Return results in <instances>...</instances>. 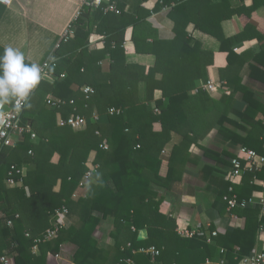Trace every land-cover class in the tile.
I'll return each mask as SVG.
<instances>
[{"label": "trees", "instance_id": "obj_1", "mask_svg": "<svg viewBox=\"0 0 264 264\" xmlns=\"http://www.w3.org/2000/svg\"><path fill=\"white\" fill-rule=\"evenodd\" d=\"M160 1L170 7L175 34L171 41L157 38L146 23L149 12L133 17L118 7L119 14L104 13L105 2L98 9L83 6L71 22L73 36L67 43L59 41L51 82L39 84L20 116L21 124L35 133L36 140L31 142L30 135L24 134L13 147L0 151V255H12L14 264H46L47 257L56 256L63 244L73 247V264H116L126 259L133 264H203L220 253L222 264H238L248 255L259 233L260 219L254 223L253 231L232 230L207 244L213 227L202 236H179L176 221L161 212V201L156 197L159 189L168 187L165 180L172 176L175 160L180 159L183 150L197 140L204 128L207 132L213 126L212 119L226 139L264 157V139L258 141L253 134L257 128L264 132V122L257 117L258 113L264 117V107L241 85L239 78L246 62L249 77L264 83V36L257 38L254 50L236 55L233 46L245 41L246 36L237 33L226 37L221 29L224 20L250 14L264 5V0H253L249 10L232 9L226 0L218 4L211 0ZM156 9L160 7L157 5ZM190 24L219 42L218 53L203 50L192 39L186 31ZM129 25L135 29L132 38L136 52L155 56V65L147 74L144 68L125 63L123 44ZM92 34L103 37L102 50H89ZM64 49L69 52L65 54ZM218 56L224 57L225 64L218 68L219 79L228 88L233 87V92L242 94L246 104L242 112L232 110V94L214 101L197 88V82L208 81L207 68L214 65ZM106 59L107 67L103 69L100 63ZM156 74L161 76L159 81L154 80ZM139 83L145 87L144 102L139 101ZM83 86L93 89L88 99L80 91ZM155 90L161 91L163 101L151 100L149 94ZM48 95L66 101V105L59 111L49 108L45 101ZM71 100L74 105H69ZM13 101L5 105L10 107ZM109 108L121 109L122 113L110 116ZM228 112L236 119L228 117ZM94 113L98 116L96 121L92 120ZM71 114L87 120L84 130L75 132L58 126V115L66 119ZM156 126L159 131L154 130ZM171 133L180 134L183 141L179 148L172 149L164 179L159 155ZM102 139L108 141L107 150L99 148ZM205 154L218 160L209 151ZM93 166L97 169L84 196L76 197L83 176ZM11 167L21 172L27 168L22 175L12 172L13 180L20 182V186L5 184ZM201 171L215 172L209 165H203ZM263 174L264 168L255 176L246 175L251 183ZM232 185L227 181L218 191L222 200L229 195ZM234 193L239 201V195ZM62 207L74 223L60 229L55 239L40 242L39 252L33 254L35 240L42 239L45 231L52 228L55 211ZM235 210L230 213H236ZM8 221L11 226H7ZM141 229L147 230L148 238L137 241ZM225 238L236 239L240 248L235 250L229 245L220 252L216 247ZM239 238H251L248 250L238 243ZM101 240L109 244L104 246ZM126 243L130 245L127 247ZM151 246L159 252L155 258L138 252Z\"/></svg>", "mask_w": 264, "mask_h": 264}, {"label": "crops", "instance_id": "obj_2", "mask_svg": "<svg viewBox=\"0 0 264 264\" xmlns=\"http://www.w3.org/2000/svg\"><path fill=\"white\" fill-rule=\"evenodd\" d=\"M84 1L14 0L11 7L0 5L2 7L0 8V55L3 54L5 48L12 47L24 54V62L26 64L34 63L40 65L45 60L54 58V53L65 28L74 21L77 13L84 5ZM226 1L232 9L249 10L254 4L253 0ZM103 2L106 5L113 4L117 8L121 7L124 14L133 17L138 15L142 17L149 12L146 23L155 31L157 38L164 41L174 39V24L169 17L170 7L163 5L160 0H103ZM220 2L222 0H211L212 4ZM157 5L160 9H156ZM221 29L223 35L226 37H233L237 33H243L246 36L245 41H241L233 46L232 50L236 55H242L248 50H254L258 44L257 38L260 35L264 36V5H259L250 14L234 15L231 19L224 20L221 24ZM186 31L192 36V39L200 44L203 50L218 53L219 42L214 37L194 29L193 24H190ZM134 33L135 29L129 25L125 31L123 44L125 63L130 66H140L145 69V73L147 74L148 70L152 69L155 65V56L151 54H138L136 52L132 38ZM88 44L90 51H100L104 47L103 37L98 34H92L89 37ZM63 51L65 54L69 52L67 49ZM100 65L103 69H106L107 59L102 61ZM224 65V57L218 56L215 59L214 65L207 68V80H211L214 83H225L220 81L218 74V68ZM248 65L249 63L244 62L239 72L241 85L253 93L256 101L264 107V83L249 77ZM160 78L159 74L154 76L155 81H159ZM51 80L50 76L44 81L51 82ZM196 85L200 89L202 82H197ZM76 88V85L73 86V90ZM144 89L143 83H139L138 97L140 102H144L145 100ZM229 89L233 97L232 110L242 112L246 106L244 101H242V94L240 92H233V87ZM193 93H195V90ZM146 95L148 97V94ZM208 95L214 101H219L222 97L228 96L220 95L219 93ZM50 97V95L46 96L45 101ZM149 97L153 102L163 101L162 93L159 90L153 91L151 96L149 94ZM228 117L236 119L231 112H228ZM257 117L264 122L263 114L258 113ZM211 123L214 124L212 127L209 126L207 132H205L206 128H204L197 140L191 143L187 149L183 150V153L179 157L180 159L178 160L177 158L174 162L173 172H171L172 176L166 179L170 168L169 160L172 149L174 147L179 148L183 141L180 134H170L169 142L164 146L159 155V159L162 162L160 174L162 178L166 179L165 183H167L168 187L157 191L156 200L161 201V212L176 221L177 229L202 230L203 232L199 236H202L205 231L207 232L212 227L214 228L213 230L218 232L217 236H224L232 230L251 229L250 231H253L254 223L259 219L261 220L258 213V203L260 196L264 193V185L262 183L264 182V174L262 178L255 177V180L251 183L247 179L248 175L232 179L229 176L230 159L235 156L236 150L242 146L226 139L224 134L220 133L219 126L215 123L214 119L211 120ZM159 129L156 126L154 130L159 131ZM247 129L253 132L251 127H247ZM237 132L241 136L245 135L243 131ZM261 133L262 131L258 128L253 132L255 139L258 141L264 139V132ZM205 151L214 154L218 160L207 156ZM203 165L213 167L215 172L209 174L205 171L202 172L201 168ZM25 171H27V168H23L22 172L24 174ZM227 181H231L233 184L232 188L239 195V202L246 204L244 208H236V213L228 212L225 208V203L218 195V191L222 190ZM85 191L86 186H82L76 190L75 196H84ZM67 223L66 228L73 224L74 220L68 219ZM250 240L251 238L247 241H242L239 238L238 243L242 245L244 250H248L251 246ZM236 241L233 238H225L216 249H220L221 252V250H225L229 245H233V248L238 250L240 247L236 244ZM100 242L104 246L109 244L107 240H101ZM262 242L263 238L257 232L255 242L249 249L248 255L260 252L262 250ZM207 244H212V240L207 242ZM126 245L128 246L129 243H126ZM36 251L32 249L33 254L39 252L38 249ZM72 252V246L63 244L56 256H60L61 260L63 257L65 258V262L73 264L71 262ZM220 255L211 260H206L203 264H222ZM248 255L244 256L238 264H244L243 259ZM53 260L55 258L48 256L46 264H57Z\"/></svg>", "mask_w": 264, "mask_h": 264}, {"label": "built area", "instance_id": "obj_3", "mask_svg": "<svg viewBox=\"0 0 264 264\" xmlns=\"http://www.w3.org/2000/svg\"><path fill=\"white\" fill-rule=\"evenodd\" d=\"M13 2L14 0H0V5L4 7H11ZM102 3L103 0H85L83 6L90 9H98L101 8ZM103 12L104 13L110 12L115 14L119 13L117 7L113 4H107L106 7L103 9ZM79 14L80 11L77 13L76 18L77 16H79ZM72 36H73V28L70 23L65 28L60 41L62 40L63 43H67ZM39 66L41 68L40 81L37 84V86L30 91V94L26 98V100L21 102H17L14 100L10 107H7L5 104L0 105V151L4 148L13 147L24 134L30 135L31 142H34L36 140L35 133H33L28 127L21 124L20 116L23 109L26 107L30 98L32 97L37 87L39 86V84L48 77H50L51 70L56 67V59L51 58L45 60ZM200 89L207 94L219 93L220 95H229L231 93L230 89L226 86L225 83H214L211 80H208L205 84H202ZM80 91L84 95L85 99H88L89 96L93 94V89L89 86H83ZM46 104L49 108L59 111L61 108H63L66 105V101L51 96L46 100ZM69 105H74L72 100L69 101ZM121 113L122 110L118 108H109L107 111V114L110 116L120 115ZM97 119L98 116L96 113H94L92 115V120L96 121ZM57 124L60 127H69L73 131L78 132L84 130L88 122L85 118L79 115L71 114L66 119H63L61 118L60 115H58ZM95 135L99 136L100 134L99 132H95ZM108 145L109 144L107 139H102L99 148L103 150H107ZM28 154H31V152H29ZM263 168H264V157L258 156L255 151L250 150L246 147H239L236 150L235 156L230 159L229 176L232 179L240 178L246 174H252L253 176H255L256 174L260 173L263 170ZM96 169L97 166H93L85 173L81 181L80 187L86 186L91 182L93 174L96 172ZM12 172H14L16 175L18 174L22 175L23 173L20 170L15 169V167H11V170L7 174L5 184L8 187L20 186L21 185L20 182L16 183L13 180ZM262 183L264 185V182ZM228 194L229 195L223 197V200L227 204L228 212L232 211L235 208H239V207L244 208L246 206L245 203H240L237 200V197L234 193V189L232 187L228 188ZM258 207L261 218L259 234L263 238L262 250L258 253H252L248 255L246 258H244L243 259L244 264H264V193L259 198ZM67 216H68V210L65 207L56 210L55 221L53 223L52 228L47 229L45 231L42 239L35 240L34 242L35 244L32 249L37 250L38 244L40 242H48L55 239L60 229L67 227L68 225ZM232 217L235 218L234 215H232ZM11 225H12L11 221H8L7 226H11ZM176 231L179 236L184 238H191L196 234L201 235L203 232L202 230L195 231L188 229H177ZM217 235L218 232L216 230H213L211 232V238H209L207 242H210L212 238H215ZM27 236L28 235L26 234V237ZM138 252L141 254L149 255L151 258H155L159 255L157 249L152 246L146 249H140ZM221 252H223V250H221ZM55 258H58V256H55ZM0 264H14L13 256L0 255ZM116 264H133V262L130 259H126V260H120Z\"/></svg>", "mask_w": 264, "mask_h": 264}, {"label": "clouds", "instance_id": "obj_4", "mask_svg": "<svg viewBox=\"0 0 264 264\" xmlns=\"http://www.w3.org/2000/svg\"><path fill=\"white\" fill-rule=\"evenodd\" d=\"M41 68L37 64H26L24 54L12 47L0 55V105L13 100H26L30 91L40 81Z\"/></svg>", "mask_w": 264, "mask_h": 264}, {"label": "water", "instance_id": "obj_5", "mask_svg": "<svg viewBox=\"0 0 264 264\" xmlns=\"http://www.w3.org/2000/svg\"><path fill=\"white\" fill-rule=\"evenodd\" d=\"M148 238V232L146 229H141L137 235V241H144Z\"/></svg>", "mask_w": 264, "mask_h": 264}, {"label": "rangeland", "instance_id": "obj_6", "mask_svg": "<svg viewBox=\"0 0 264 264\" xmlns=\"http://www.w3.org/2000/svg\"><path fill=\"white\" fill-rule=\"evenodd\" d=\"M33 251L37 252L35 249H33ZM52 258H55V256H54V257L52 256ZM64 260H65V258L62 257V260H61L60 256H58V258H55V260H53V261H54V262H57V264H65V263H67V262H65ZM62 261H63V262H62ZM46 262H47V261H46ZM64 262H65V263H64ZM67 264H70V263H67Z\"/></svg>", "mask_w": 264, "mask_h": 264}]
</instances>
